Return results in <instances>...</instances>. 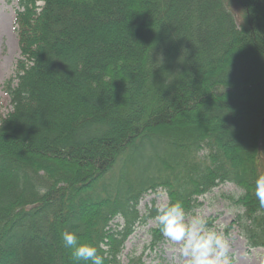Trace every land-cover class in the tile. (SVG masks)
I'll list each match as a JSON object with an SVG mask.
<instances>
[{
  "label": "trees",
  "instance_id": "1",
  "mask_svg": "<svg viewBox=\"0 0 264 264\" xmlns=\"http://www.w3.org/2000/svg\"><path fill=\"white\" fill-rule=\"evenodd\" d=\"M18 6L0 116V264H76L65 231L123 264L126 241L156 220L153 201L138 209L147 194L164 190L190 214L226 183L244 192L229 227L264 248V0ZM147 234L157 251L158 223Z\"/></svg>",
  "mask_w": 264,
  "mask_h": 264
},
{
  "label": "rangeland",
  "instance_id": "2",
  "mask_svg": "<svg viewBox=\"0 0 264 264\" xmlns=\"http://www.w3.org/2000/svg\"><path fill=\"white\" fill-rule=\"evenodd\" d=\"M18 10V0H0V116H5L11 111L10 98L4 86L7 80L14 78L15 65L20 56L15 31V15ZM228 10L238 19L241 17V10L232 3ZM15 84L14 80L13 85ZM243 193L242 189L231 183L216 187L211 193L199 198L200 206L188 214V217L204 216L211 227L224 235L228 242L227 255L230 264H264V248H249L239 231L229 227L234 218L242 213L232 201ZM152 201L155 208L168 202L166 192L160 189L156 193L147 194L138 208L141 214L151 207ZM117 222L121 224L122 221L118 219L113 224ZM156 222L157 220L148 221L145 227L137 228L129 237L121 255L123 264L127 263L130 254L142 256L145 264H188V258L180 251V245L168 238H165L157 251L145 250L150 242L147 232L156 227Z\"/></svg>",
  "mask_w": 264,
  "mask_h": 264
},
{
  "label": "clouds",
  "instance_id": "3",
  "mask_svg": "<svg viewBox=\"0 0 264 264\" xmlns=\"http://www.w3.org/2000/svg\"><path fill=\"white\" fill-rule=\"evenodd\" d=\"M160 59V57L158 56ZM255 195L264 206V174L255 181ZM161 234L180 245L188 264H230L228 242L224 235L209 225L206 217L188 213L181 201L162 203L156 209ZM64 246L71 250L73 261L80 264H104V257L90 244L78 243L75 232L62 233Z\"/></svg>",
  "mask_w": 264,
  "mask_h": 264
}]
</instances>
